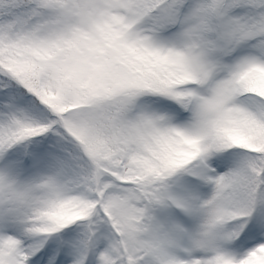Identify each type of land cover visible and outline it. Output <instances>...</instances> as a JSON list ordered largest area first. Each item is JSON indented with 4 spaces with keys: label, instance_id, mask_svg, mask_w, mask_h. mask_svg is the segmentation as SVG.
I'll return each mask as SVG.
<instances>
[{
    "label": "snow or ice",
    "instance_id": "1",
    "mask_svg": "<svg viewBox=\"0 0 264 264\" xmlns=\"http://www.w3.org/2000/svg\"><path fill=\"white\" fill-rule=\"evenodd\" d=\"M0 264H264V0H0Z\"/></svg>",
    "mask_w": 264,
    "mask_h": 264
}]
</instances>
